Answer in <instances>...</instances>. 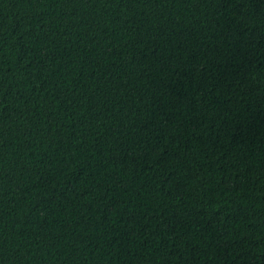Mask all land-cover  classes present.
I'll list each match as a JSON object with an SVG mask.
<instances>
[{"label": "trees", "instance_id": "1", "mask_svg": "<svg viewBox=\"0 0 264 264\" xmlns=\"http://www.w3.org/2000/svg\"><path fill=\"white\" fill-rule=\"evenodd\" d=\"M0 264H264V0H0Z\"/></svg>", "mask_w": 264, "mask_h": 264}]
</instances>
